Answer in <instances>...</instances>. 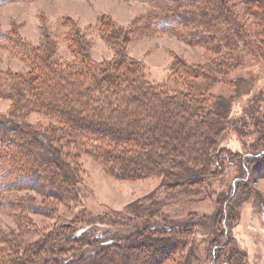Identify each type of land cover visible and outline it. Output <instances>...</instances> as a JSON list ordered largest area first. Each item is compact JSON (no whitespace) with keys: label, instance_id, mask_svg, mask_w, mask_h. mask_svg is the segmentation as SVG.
Listing matches in <instances>:
<instances>
[{"label":"trees","instance_id":"trees-1","mask_svg":"<svg viewBox=\"0 0 264 264\" xmlns=\"http://www.w3.org/2000/svg\"><path fill=\"white\" fill-rule=\"evenodd\" d=\"M171 1L168 7L173 14L157 19L158 27L209 53L205 63L175 58L171 83L150 80L144 65L129 57L126 46L117 48L116 31L106 36L108 43L115 44L114 56L100 62L91 56L89 42L76 35L74 57L67 62L44 46H20L18 52L31 65L29 72L0 78V95L14 102L10 114L0 116V196L35 190L71 210L80 200L76 174L80 155L93 157L118 179L158 176L170 199L176 193L204 192L209 177L217 175L226 160L222 137L236 123L225 100L210 89L247 60L264 59V0ZM8 38L0 33L4 44L9 45ZM26 110L47 115L50 123L42 131L25 123L21 113ZM147 200L143 211L138 210L150 218L135 224L140 231L108 238V245H100L90 255L91 261L82 254L81 241L88 240L79 226L64 222L38 242L24 247L18 242L14 249L8 245L0 251V262L117 264L129 258L140 259L141 264H184L172 254L185 244L179 234L186 236V227L180 226L188 223L157 224L152 216L162 214L166 201L150 196ZM26 208L46 216L56 213L54 207L42 212ZM164 232L174 244H148L147 256L137 252L142 246L129 243ZM224 248L216 247V260ZM232 260L237 263L236 257Z\"/></svg>","mask_w":264,"mask_h":264},{"label":"rangeland","instance_id":"rangeland-1","mask_svg":"<svg viewBox=\"0 0 264 264\" xmlns=\"http://www.w3.org/2000/svg\"><path fill=\"white\" fill-rule=\"evenodd\" d=\"M168 5L172 6L171 0H2L0 33L8 35L9 45L0 40V78L29 72L31 65L18 52L20 46H44L63 62L73 59L75 35L89 42L94 60L111 59L115 44L108 43L106 36L116 31L120 35L117 48L126 46L129 57L144 65L150 80L171 83L170 68L175 58L205 63L209 53L158 27L157 19L173 14ZM226 78L210 90L225 100L229 117L236 123L222 137L226 160L219 165V173L209 177L200 196L176 193L170 199L158 176L118 179L93 157L80 155L76 172L80 200L71 210L35 190L5 192L0 196V201L5 202V206L0 204V251L8 249V245H20L18 242L23 247L38 242L57 225L68 222L79 226L88 240L81 241L82 254L91 261L97 253L95 249L108 245V238L123 234L129 237L140 231L135 224L150 218L140 212L143 205L149 204L150 196L166 201L162 214L153 215L152 221L165 227L188 223L180 226L186 227L187 235L179 234L185 244L179 247V253L176 250L172 254L176 262L232 264L236 257V264H264V59H249ZM13 103L0 95V116L9 115ZM21 114L25 123L41 131L50 123V118L40 112L26 110ZM253 167L257 169L254 173L249 170ZM27 206L40 212L54 207L56 213H33ZM174 242L164 232L140 236L129 243L136 248L142 246L137 252L147 256L148 244ZM220 246L225 248L218 251L222 256L216 260L214 250ZM142 255L139 257H145ZM132 261L127 258L117 264H141L140 259ZM171 262L167 264H174Z\"/></svg>","mask_w":264,"mask_h":264}]
</instances>
